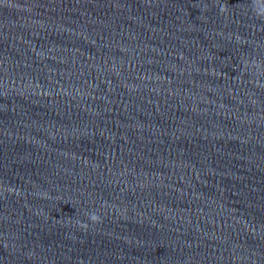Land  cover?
<instances>
[{
	"label": "water",
	"instance_id": "1",
	"mask_svg": "<svg viewBox=\"0 0 264 264\" xmlns=\"http://www.w3.org/2000/svg\"><path fill=\"white\" fill-rule=\"evenodd\" d=\"M262 4L0 0V264H264Z\"/></svg>",
	"mask_w": 264,
	"mask_h": 264
},
{
	"label": "clouds",
	"instance_id": "2",
	"mask_svg": "<svg viewBox=\"0 0 264 264\" xmlns=\"http://www.w3.org/2000/svg\"><path fill=\"white\" fill-rule=\"evenodd\" d=\"M257 13H258V15H260V16H264V4H262L259 8H257ZM92 219H93V220H97L98 217L93 216Z\"/></svg>",
	"mask_w": 264,
	"mask_h": 264
}]
</instances>
